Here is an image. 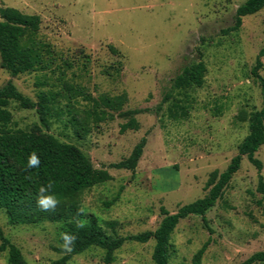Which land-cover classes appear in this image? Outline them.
<instances>
[{
	"label": "rangeland",
	"instance_id": "1",
	"mask_svg": "<svg viewBox=\"0 0 264 264\" xmlns=\"http://www.w3.org/2000/svg\"><path fill=\"white\" fill-rule=\"evenodd\" d=\"M246 1L0 0V8L40 16L41 37L65 57L76 59L81 50L90 56L85 83L94 96L126 93L125 109L147 110L137 116L140 129L125 134L120 133L125 120L117 118L87 135H76L67 114L52 118L50 129L42 128L45 134L77 145L95 168L109 171L113 179L85 192L81 202L101 224L115 222L118 235L155 231L163 208L174 214L203 198L210 174L225 171L238 155L249 134L239 114L263 106L251 71L264 45V9L245 17L240 31L225 33ZM110 45L120 54L111 53ZM199 61L208 69L204 86L188 91L187 97L172 91L182 70ZM116 64L122 67L120 78L105 77V66ZM260 73L264 77V67ZM39 77L35 72L13 78L0 67V88L12 81L36 102ZM169 93L188 101L186 119L169 117L173 99L164 102ZM11 110L17 128L41 127L36 110H21L15 104ZM144 137L147 145L135 171L111 168L128 158ZM256 158L263 164L264 177V146ZM205 219L192 216L179 223L170 264H195V255L206 243L201 264H242L264 251V196L258 192V170L246 157ZM0 227L27 264H53L62 258L54 251L61 224L12 226L0 212ZM153 249L154 241L127 242L113 264H153ZM103 256L102 250L92 249L67 264H103ZM0 264H9L8 252L0 251Z\"/></svg>",
	"mask_w": 264,
	"mask_h": 264
},
{
	"label": "trees",
	"instance_id": "2",
	"mask_svg": "<svg viewBox=\"0 0 264 264\" xmlns=\"http://www.w3.org/2000/svg\"><path fill=\"white\" fill-rule=\"evenodd\" d=\"M264 9V0H248L237 10L234 25L225 33L240 31L243 19L256 15ZM41 18L11 7L0 8V67L16 78L24 74L41 73L37 81V101L25 96L18 87L8 81L0 88V212H4L12 226H29L41 223L61 224L58 246L54 251L62 258L53 264H67L74 256L92 249L103 251V264H113L116 252L127 242L146 244L154 241L153 264H170L172 256V236L182 220L200 216L206 222V214L223 198L226 188L240 170L246 157L258 170V192L264 196L263 164L256 153L264 146V77L260 71L264 64V45L256 58L251 74L259 84L263 99L260 110L250 113L241 111L238 120L248 123L249 134L241 143L235 156L223 172L214 171L206 183L208 193L190 204L170 214L162 209L163 219L155 231L137 235L120 236L116 233L115 222L101 224L97 217L85 212L81 199L85 192L113 179L106 169L95 168L90 158L75 144L66 143L53 135L45 134L42 128L50 129L51 119L68 115L76 135H87L93 127L102 123L124 119L120 133L138 131L137 116L147 110L125 109L128 95L99 94L94 96L85 83L89 75L91 58L80 51L78 57H65L55 47L41 37ZM111 53L120 52L112 45ZM121 64L105 66L103 74L107 78L119 79ZM208 72L204 61L187 65L173 81L172 91L187 97L188 91L202 88ZM71 74V77H69ZM173 99V93L166 95L164 102ZM168 108L169 117L174 121L188 117L190 107L187 100L174 98ZM15 104L21 110H36L40 126L31 129L17 128L11 110ZM147 145L144 137L134 147L131 155L111 165L117 170L135 171ZM36 152L41 160L38 168L28 169L30 153ZM53 182L52 193L60 201L55 212H42L36 205L39 188ZM110 206L111 203L106 204ZM83 215L78 216V209ZM79 219L85 223L83 229L75 226ZM108 229H111L110 233ZM209 229V228H208ZM209 231H211L209 229ZM77 236L74 250L63 251L61 233ZM1 252H8L9 264H27L21 250L4 234L0 227ZM208 243L197 252L195 264H201ZM242 264H264V251L257 252Z\"/></svg>",
	"mask_w": 264,
	"mask_h": 264
},
{
	"label": "clouds",
	"instance_id": "3",
	"mask_svg": "<svg viewBox=\"0 0 264 264\" xmlns=\"http://www.w3.org/2000/svg\"><path fill=\"white\" fill-rule=\"evenodd\" d=\"M41 164V160L36 152L30 153L27 160V168L33 169L38 168ZM53 182L49 181L48 184L42 185L38 191V197L36 200L37 207L42 212H55L58 206L60 205V201L57 197L52 193ZM77 215H83V209H78ZM75 226L77 228L83 229L85 227V223L82 220L77 219L75 221ZM60 239L62 240V249L66 253H71L74 250L77 236L72 233H61Z\"/></svg>",
	"mask_w": 264,
	"mask_h": 264
}]
</instances>
